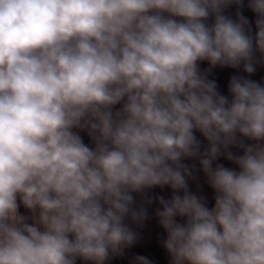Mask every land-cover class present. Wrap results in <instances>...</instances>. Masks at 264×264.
Segmentation results:
<instances>
[{"label":"clouds","instance_id":"clouds-1","mask_svg":"<svg viewBox=\"0 0 264 264\" xmlns=\"http://www.w3.org/2000/svg\"><path fill=\"white\" fill-rule=\"evenodd\" d=\"M243 7L0 0V264H108L154 200L169 264H264V83L232 75L225 95L209 78L264 64V0L255 34Z\"/></svg>","mask_w":264,"mask_h":264},{"label":"crops","instance_id":"crops-1","mask_svg":"<svg viewBox=\"0 0 264 264\" xmlns=\"http://www.w3.org/2000/svg\"><path fill=\"white\" fill-rule=\"evenodd\" d=\"M244 7L241 9V12L244 16H246L249 21L250 25L253 29V34H255V13L251 11L247 7L248 0H243ZM237 8L235 5L231 6L229 9L225 11L226 15L232 16L233 19L236 18L235 13ZM211 22V20L209 21ZM257 58H259V53H257ZM209 66L207 62H203L201 64V69H207ZM232 75H244L246 78H250L257 82L264 83V64H257L256 71L249 76V74L244 73L241 68L232 69V68H215L212 69L211 73L209 74L210 79H215L219 86V91L223 94L227 95V83ZM117 108L120 105L116 106ZM80 135L84 139L86 144L91 145V141L87 136L86 132H81ZM198 138L203 141V138L200 137V134L197 133ZM206 144L207 142L204 141ZM186 164L190 166L195 164L196 165V172L195 174L198 176V181H189V187L191 191L196 193L197 195H203L208 200L209 207L214 205L213 199V191L205 182V177L203 172L199 170V163L198 161L193 160H186L184 161ZM218 162L224 163L225 166L234 167L230 162L221 158ZM197 185L200 187V191L197 189ZM172 190L165 186L163 189L156 187L154 189L148 190L147 195L151 197H158L163 196L165 199L171 197ZM134 198L136 199L137 203H141L142 197L140 194L134 193ZM145 207L148 209V219L144 223L142 227L137 228L135 225H130L134 228V230L140 233L139 241L133 245L130 249H126L125 253L122 257H114L112 258L108 264H134V257L136 255H143L148 257L150 260L154 261V264H169L170 257L167 255L166 251L162 248L160 241L166 238V232L160 225L158 224L157 217L155 215V210L159 207L158 201L154 200L151 205L145 204ZM20 211L22 214H29L27 211L21 206ZM77 264H84L83 261L77 260Z\"/></svg>","mask_w":264,"mask_h":264}]
</instances>
